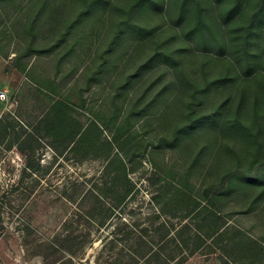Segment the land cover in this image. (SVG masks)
I'll return each instance as SVG.
<instances>
[{
    "label": "rangeland",
    "instance_id": "obj_1",
    "mask_svg": "<svg viewBox=\"0 0 264 264\" xmlns=\"http://www.w3.org/2000/svg\"><path fill=\"white\" fill-rule=\"evenodd\" d=\"M0 90V264H120L174 187L264 246V0H0Z\"/></svg>",
    "mask_w": 264,
    "mask_h": 264
},
{
    "label": "trees",
    "instance_id": "obj_2",
    "mask_svg": "<svg viewBox=\"0 0 264 264\" xmlns=\"http://www.w3.org/2000/svg\"><path fill=\"white\" fill-rule=\"evenodd\" d=\"M66 124L57 118L42 119L26 132L28 148L22 144H17L16 148L25 155L26 151L33 150L34 145H42L43 141L49 139L48 144L54 151L59 149L58 146L71 150L82 141L85 131L80 136L76 135L74 129L66 128ZM66 131L69 134L61 137ZM61 140H67V143L60 144ZM118 158L121 177L117 176V178H121L126 189L122 192H114V204L108 209L109 217L112 210L123 207L129 200L128 197L131 196V199L137 192L136 184L131 181L126 172L124 160ZM28 167L34 172L41 168L40 162L32 158V154H30ZM150 181V185H155L158 180L153 177ZM173 189L174 192L167 194V197H165L166 193L164 197H154L152 201L157 211L156 223L161 221L158 224L155 223L156 226L152 224L141 232L146 235L134 240V244L128 247L130 254L127 259L123 258L121 261L118 259L120 264H187L196 254L204 257L207 264H260L262 262L261 254L264 246L260 245L257 239L249 238L246 241L230 237L227 223L220 224L210 220V218L217 220L220 217L208 202L205 203L209 205H201V201L197 202V198L185 194L180 188ZM177 199L187 201L189 204L183 210L174 206L169 212L166 207L169 204L175 205ZM191 205H193L192 208H190ZM180 211H183V214L179 216L177 214L181 213ZM204 211L209 212L210 215L208 217L205 215L206 217L203 218ZM126 227L130 226L126 225ZM132 227L135 228L133 225ZM149 230L155 233L151 238L147 237ZM118 231L122 232V230ZM131 232L126 233L127 238L130 237ZM114 240H118L115 235L105 244L109 241H113L114 244Z\"/></svg>",
    "mask_w": 264,
    "mask_h": 264
},
{
    "label": "built area",
    "instance_id": "obj_3",
    "mask_svg": "<svg viewBox=\"0 0 264 264\" xmlns=\"http://www.w3.org/2000/svg\"><path fill=\"white\" fill-rule=\"evenodd\" d=\"M7 99L6 91L0 90V101H4Z\"/></svg>",
    "mask_w": 264,
    "mask_h": 264
}]
</instances>
